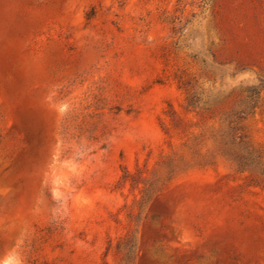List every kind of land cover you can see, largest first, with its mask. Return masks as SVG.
Returning <instances> with one entry per match:
<instances>
[{"label": "rangeland", "instance_id": "rangeland-1", "mask_svg": "<svg viewBox=\"0 0 264 264\" xmlns=\"http://www.w3.org/2000/svg\"><path fill=\"white\" fill-rule=\"evenodd\" d=\"M0 264H264V0H0Z\"/></svg>", "mask_w": 264, "mask_h": 264}]
</instances>
